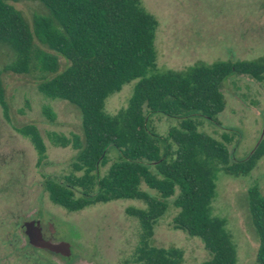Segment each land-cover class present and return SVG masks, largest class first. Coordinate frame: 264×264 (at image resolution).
<instances>
[{"label":"trees","instance_id":"1","mask_svg":"<svg viewBox=\"0 0 264 264\" xmlns=\"http://www.w3.org/2000/svg\"><path fill=\"white\" fill-rule=\"evenodd\" d=\"M19 1L0 0V44H8L17 54L0 71L5 120L11 124L2 74H28L34 66L55 74L40 82L38 91L46 98L70 103L81 115V135H49L54 146L77 151L73 170L82 173L66 176L65 183L46 179L50 201L68 212L117 200L141 201L144 208L126 211L142 228L135 262L182 264V249L151 244L172 199L178 210L173 228L202 241L210 255L202 264H237L227 222L212 212L217 173L250 174L264 157V137L247 157L236 159L224 142L199 131L193 118L201 116L222 126L219 115L226 108L222 82L233 74L264 82V57L159 71L155 44L159 23L142 0H30L50 11L49 17L35 15L32 25L10 4ZM35 39L55 54L36 47ZM59 56L68 62L61 72ZM132 81L137 84L127 107L109 114L107 99ZM44 114L55 121L50 107L44 108ZM152 114L176 118L179 125L162 136L149 124ZM14 129L33 144L41 166L48 155L38 127ZM111 150L117 152V159L101 176L100 168L109 163ZM143 184L158 196L142 190ZM249 209L259 238L257 261L264 264V196L258 188L249 191ZM29 248L37 250L28 243Z\"/></svg>","mask_w":264,"mask_h":264},{"label":"rangeland","instance_id":"2","mask_svg":"<svg viewBox=\"0 0 264 264\" xmlns=\"http://www.w3.org/2000/svg\"><path fill=\"white\" fill-rule=\"evenodd\" d=\"M10 4L30 25L35 15L50 16L48 8L38 1ZM142 4L159 23L155 41L159 71H183L199 62L254 61L264 57V0H142ZM35 46L55 54L37 39ZM16 58L12 47L0 44V71ZM59 62L61 72L68 62L61 56ZM54 76L36 66L28 74H2L11 124L0 107V264H138L135 254L142 228L139 220L126 211L130 207L144 208L143 202L117 200L68 212L49 199L46 179L65 183L66 176L82 174L73 170L77 151L56 147L49 140L53 132L66 136L82 134L81 115L75 106L46 98L38 91L40 82ZM136 84L132 81L110 96L106 111L115 115L126 108ZM220 90L226 101V108L219 115L222 126L201 116L193 120L199 131L224 142L233 158L243 159L264 137V82L233 74L222 82ZM45 107L55 112L54 122L44 114ZM179 122L163 114L149 115L150 126L162 136H167L169 128L177 127ZM29 124L38 127L47 145L48 158L41 166L33 144L14 129ZM109 158V163L100 168L101 176L117 159V152L111 150ZM141 188L158 196L145 184ZM253 188L264 196V157L246 176H231L223 170L217 173L212 212L227 222L237 250V264H259V238L249 209V191ZM168 203L169 210L155 227L151 244L182 249V264L209 260L199 238L173 228L178 210L172 199ZM37 220L44 227L43 237L70 245V260L47 250L28 249L23 225ZM50 225L55 233L49 231Z\"/></svg>","mask_w":264,"mask_h":264},{"label":"water","instance_id":"3","mask_svg":"<svg viewBox=\"0 0 264 264\" xmlns=\"http://www.w3.org/2000/svg\"><path fill=\"white\" fill-rule=\"evenodd\" d=\"M263 137H261L262 139ZM260 139V140H261ZM260 142V141H259ZM29 244L39 250H47L51 253L60 255L68 260L72 257V250L68 243H55L46 240L42 234L40 221H27L23 225Z\"/></svg>","mask_w":264,"mask_h":264},{"label":"flooded vegetation","instance_id":"4","mask_svg":"<svg viewBox=\"0 0 264 264\" xmlns=\"http://www.w3.org/2000/svg\"><path fill=\"white\" fill-rule=\"evenodd\" d=\"M41 227H42V232H43V234H44V233H45V232H44V227H43L42 225H41ZM49 231L52 232V233H55V230L52 229V226H51V225L49 226ZM52 233H51V234H52ZM45 235H46V234H45ZM46 237H47V235H46ZM44 238H45V237H44ZM45 239L47 240V238H45Z\"/></svg>","mask_w":264,"mask_h":264}]
</instances>
